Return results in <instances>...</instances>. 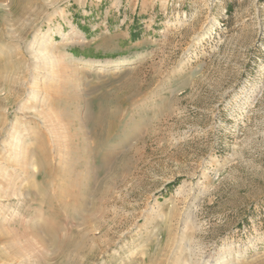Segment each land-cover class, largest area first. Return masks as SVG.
<instances>
[{
  "label": "rangeland",
  "instance_id": "1",
  "mask_svg": "<svg viewBox=\"0 0 264 264\" xmlns=\"http://www.w3.org/2000/svg\"><path fill=\"white\" fill-rule=\"evenodd\" d=\"M0 264H264V0H0Z\"/></svg>",
  "mask_w": 264,
  "mask_h": 264
},
{
  "label": "bare ground",
  "instance_id": "2",
  "mask_svg": "<svg viewBox=\"0 0 264 264\" xmlns=\"http://www.w3.org/2000/svg\"><path fill=\"white\" fill-rule=\"evenodd\" d=\"M130 64H131V60H128V61L118 60L114 62L112 61L102 62V61H97V60H88V61L82 62V65L84 66L96 67L99 69H109V68L120 69L122 67H127ZM14 133L16 136L18 135L17 131L16 132L14 131Z\"/></svg>",
  "mask_w": 264,
  "mask_h": 264
},
{
  "label": "crops",
  "instance_id": "3",
  "mask_svg": "<svg viewBox=\"0 0 264 264\" xmlns=\"http://www.w3.org/2000/svg\"><path fill=\"white\" fill-rule=\"evenodd\" d=\"M136 40H137V37H134V38H133V41H136ZM90 60H92V59H90Z\"/></svg>",
  "mask_w": 264,
  "mask_h": 264
},
{
  "label": "trees",
  "instance_id": "4",
  "mask_svg": "<svg viewBox=\"0 0 264 264\" xmlns=\"http://www.w3.org/2000/svg\"><path fill=\"white\" fill-rule=\"evenodd\" d=\"M228 15H231V12H230V10H228Z\"/></svg>",
  "mask_w": 264,
  "mask_h": 264
}]
</instances>
